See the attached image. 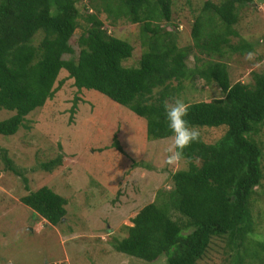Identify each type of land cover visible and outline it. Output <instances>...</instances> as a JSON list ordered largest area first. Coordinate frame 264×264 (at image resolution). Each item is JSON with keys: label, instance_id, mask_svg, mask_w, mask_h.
<instances>
[{"label": "trees", "instance_id": "1", "mask_svg": "<svg viewBox=\"0 0 264 264\" xmlns=\"http://www.w3.org/2000/svg\"><path fill=\"white\" fill-rule=\"evenodd\" d=\"M77 1L0 0V109L13 111L0 119V134L15 133L24 125V116L69 79L77 91L93 89L143 118L146 138H167L171 133L164 102L171 101L192 75L213 81L222 96L187 103L186 119L198 129L223 127V133L212 143L203 141L200 133V140L187 147L180 159L187 167L170 174L171 186L164 198L140 206L130 224H121L120 233L109 242L115 251L143 261L163 254L165 264H195L213 236L227 234L236 264L253 262L257 250L264 258V244L249 236L251 196L262 179L261 143L251 135L264 124V70L251 71L247 81L231 82L221 60L223 46L240 56L254 49L251 42L228 40V35H240L232 26L239 21L238 7L251 0H203V15L191 22L190 47H177L175 42L176 24L169 22L172 0H82L84 12ZM185 2L190 5V0ZM99 10L111 25L118 19L138 24L141 51L134 64L123 63L132 47L107 33L96 15ZM78 17L85 26L76 32ZM215 18L222 28H214ZM163 20L171 25L169 30ZM39 30L42 36L33 44L32 36ZM192 46L207 59L194 55L198 64L189 68L182 59ZM77 99L75 95L73 102ZM110 145L122 152L116 138ZM1 151L7 168L22 176ZM61 159L57 154L39 167L52 170ZM22 180L25 185L23 176ZM18 201L45 225L65 220V198L45 185ZM173 212L182 219L172 218Z\"/></svg>", "mask_w": 264, "mask_h": 264}, {"label": "rangeland", "instance_id": "2", "mask_svg": "<svg viewBox=\"0 0 264 264\" xmlns=\"http://www.w3.org/2000/svg\"><path fill=\"white\" fill-rule=\"evenodd\" d=\"M202 4L203 0H190V5L185 0L171 1L169 22L176 24L177 47L191 46V22L203 13ZM75 5L83 10L82 0ZM238 8L239 21L232 28L240 35H228V40L251 42L254 49L249 53L254 58L246 59L248 53L240 56L223 46L221 60L226 63L231 82L247 81L251 71L264 70V2L251 0ZM96 15L109 35L129 42L131 55L123 63L134 64L141 51L138 24L118 19L111 25L106 13L99 10ZM76 20L78 32L85 21L82 17ZM214 23V28H222L216 18ZM164 26L169 30L171 25ZM41 36L40 30L35 32L32 43L36 44ZM194 55L207 59L192 46L182 59L189 68L198 64ZM192 76L183 80L182 90L168 103L176 98L191 103L222 96L213 81ZM75 95L78 99L73 102ZM12 113L0 109V119ZM23 124L11 135L0 134V264H165L163 254L148 262L115 251L109 238L120 233L121 224H130L129 218L140 206L162 200L171 186L170 174L187 167L185 160L172 165L166 162L171 137L146 138L143 118L93 89L77 91L69 79L51 98L27 113ZM199 132L203 141L212 143L223 133V127L200 128ZM251 136L261 143L262 179L251 196L249 236L264 244V124ZM115 138L122 152L110 145ZM1 149L26 179L25 185L22 176L7 168ZM57 154L62 156L58 166L47 171L39 167ZM42 185L65 198L66 217L62 223L45 225L18 201L19 196ZM159 189L161 197L157 196ZM172 218L182 219L176 212ZM232 244L227 234L213 236L195 264H236ZM252 260H243V264H264L262 251H254Z\"/></svg>", "mask_w": 264, "mask_h": 264}, {"label": "clouds", "instance_id": "3", "mask_svg": "<svg viewBox=\"0 0 264 264\" xmlns=\"http://www.w3.org/2000/svg\"><path fill=\"white\" fill-rule=\"evenodd\" d=\"M253 53H248L246 59H253ZM167 129L171 133V141L166 148L167 163L172 165L179 161L184 154V150L193 142L200 140L199 129L191 126L186 119L190 105L183 99L176 98L174 102L163 104Z\"/></svg>", "mask_w": 264, "mask_h": 264}, {"label": "water", "instance_id": "4", "mask_svg": "<svg viewBox=\"0 0 264 264\" xmlns=\"http://www.w3.org/2000/svg\"><path fill=\"white\" fill-rule=\"evenodd\" d=\"M30 230V229H29Z\"/></svg>", "mask_w": 264, "mask_h": 264}]
</instances>
